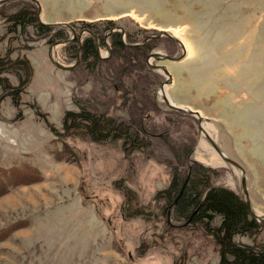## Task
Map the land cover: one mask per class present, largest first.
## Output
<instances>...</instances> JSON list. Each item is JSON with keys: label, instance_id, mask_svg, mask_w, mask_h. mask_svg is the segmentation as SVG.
I'll return each mask as SVG.
<instances>
[{"label": "rangeland", "instance_id": "obj_1", "mask_svg": "<svg viewBox=\"0 0 264 264\" xmlns=\"http://www.w3.org/2000/svg\"><path fill=\"white\" fill-rule=\"evenodd\" d=\"M37 1L42 21L66 22L76 33L65 26L51 37L33 25L22 29L11 16L34 12L38 20V5L0 3V56L25 58L32 68L18 105L0 85V264H218L213 238L163 213L162 201L153 198L168 185L172 167L184 172L189 158L216 170L213 184L245 198L244 174L251 210L264 216V0ZM106 20L114 21L109 30ZM118 26L134 45L149 39L148 55L180 56V44L169 36L150 37L178 31L185 56L150 60L167 68L170 83L160 68H149L148 55L140 64L132 60L129 83L117 79L121 61L105 59L112 50L108 34ZM88 37L94 65L80 57L70 70L52 64L49 44L72 38L52 51L68 65ZM19 70L2 76L17 85L25 79ZM163 85L173 103L197 110L213 127L209 137L243 173L217 154L195 116L164 102ZM80 105L120 119L138 116L149 133L147 147L124 157L118 143L56 135L64 111ZM116 184L129 189L130 198L124 200ZM132 210L140 215L125 216ZM235 240L264 244V224Z\"/></svg>", "mask_w": 264, "mask_h": 264}, {"label": "trees", "instance_id": "obj_2", "mask_svg": "<svg viewBox=\"0 0 264 264\" xmlns=\"http://www.w3.org/2000/svg\"><path fill=\"white\" fill-rule=\"evenodd\" d=\"M11 19L22 29L33 25L35 29L50 37L61 32L59 28L40 23L36 20L34 12L19 11L14 13ZM106 24L109 30L114 26V21L106 20ZM84 26L91 33H95L93 23L86 22ZM108 36L112 50L105 62L110 63L113 58L115 61L120 60L122 65L116 70V77L123 83H129L131 80L129 69L135 64L143 63V59L150 52L149 39L134 45L127 30H124V39L120 31H112ZM79 57L91 66L97 61L95 44L91 37L84 40L79 49ZM17 68L19 71L23 70L25 79L22 80L20 77L19 84L13 86L2 74ZM124 73L127 74L123 75ZM31 74L32 68L27 59L0 56V85L14 104H19L21 92L28 84ZM61 125L62 130L56 132V135H81L95 143H118L124 157L142 151L149 143V133L138 116L120 119L97 112L86 105L78 106L77 110H65ZM179 153L181 154L180 151ZM184 169L185 171L181 172L178 166L174 165L168 185L158 191L153 198L155 201H162L163 213L172 212L175 217L183 220L184 226H199L203 232L210 235L218 246V264H264V244L250 245L235 240L236 235L256 233L263 225L250 215L245 198L232 189L213 184L212 177L216 170L211 167L187 158ZM116 188L122 192L124 200L130 198L129 189L120 184H116ZM122 207L128 211V206L123 204ZM134 211L127 212L125 216L140 215L139 210ZM215 220L217 222H214Z\"/></svg>", "mask_w": 264, "mask_h": 264}, {"label": "water", "instance_id": "obj_3", "mask_svg": "<svg viewBox=\"0 0 264 264\" xmlns=\"http://www.w3.org/2000/svg\"><path fill=\"white\" fill-rule=\"evenodd\" d=\"M3 1L5 0H0V3H2ZM31 1H34L37 5H38V12H37V17H38V20L40 23H43V24H46L50 27H61V26H65V27H68L72 32H73V35H75V29L74 27H72V25L66 23V22H53V23H48V22H44L40 19V5L38 3L37 0H31ZM117 29L121 32L122 36H124V30L122 27L118 26ZM161 34H165L167 36H169L174 42L180 44L181 48H182V54L178 57H174V56H171V55H168V54H162L161 52H151L148 57H147V61H148V64L150 65L151 68H160L167 76V81L166 83H170L171 82V74L169 73V71L167 70V68L164 66V65H160V64H152V62H150V60H156V61H178L180 60L181 58H183L185 56V48H184V45L182 44V42L172 36L170 33H168L166 30H161V32L158 34V35H155V36H150V37H159ZM72 40V38H67V39H58L54 42H52L51 44H49L48 46V57L50 59V61L52 62V64L59 68V69H64V70H70L72 69L79 61V56H77L75 62L73 64H62L58 61H56L54 58H53V55H52V51H53V48L58 45V44H62V43H67V42H70ZM145 41V40H144ZM109 49V47H107ZM110 50V49H109ZM164 91V85L161 86L160 88V91ZM161 94V92H160ZM162 98L164 100V102H166L168 104L169 107L171 108H174V109H177V110H182L186 113H189V114H192L193 116H195L197 119H198V127L200 128V130H202V116L200 115V113L197 111V110H192V109H188V108H185L184 106L182 105H178V104H175L173 102H170L169 99L166 97V95H162ZM209 138V140L212 142V145L214 147V149L216 150L217 154L225 161V162H228L234 166H236L237 168H239L241 170V172L243 173L244 170L242 168V166L240 164H238L236 161H234L233 159L229 158L228 156H226L224 154V152H222L219 147L212 141V139L207 136ZM241 184H242V190L244 192V196H245V200H246V203L249 207V210H250V213L252 216H254L258 221H260L261 223L264 224V216H260L256 213H254L252 210H251V206H250V201H249V198H248V191H247V188H246V182H245V176L243 174L242 176V179H241Z\"/></svg>", "mask_w": 264, "mask_h": 264}, {"label": "bare ground", "instance_id": "obj_4", "mask_svg": "<svg viewBox=\"0 0 264 264\" xmlns=\"http://www.w3.org/2000/svg\"><path fill=\"white\" fill-rule=\"evenodd\" d=\"M166 30L169 31L173 36H177L176 33L178 31L176 29H173V30L166 29ZM180 41L182 42V44L184 45V48H185L186 46H185L184 42L182 40H180ZM160 92L163 96L166 95V97L169 99V101L172 102L168 96L167 91H166V86H164V91L161 90ZM201 126H202V132L204 135L209 136V134L213 132V127L211 128L210 126H207L205 123H202ZM205 145H206V142L204 139H202L200 142V146L205 147Z\"/></svg>", "mask_w": 264, "mask_h": 264}]
</instances>
